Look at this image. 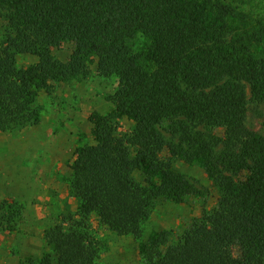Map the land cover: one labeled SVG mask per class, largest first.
Here are the masks:
<instances>
[{"label": "trees", "instance_id": "obj_1", "mask_svg": "<svg viewBox=\"0 0 264 264\" xmlns=\"http://www.w3.org/2000/svg\"><path fill=\"white\" fill-rule=\"evenodd\" d=\"M0 19V132L39 123L40 92L93 64L117 79L114 112L91 116L95 143L75 156L69 180L98 225L142 237L156 198L196 190L172 158L202 159L216 206L174 243L159 232L144 264H264V123L247 122L249 104L264 105V10L241 0H0ZM64 43L66 60L54 53ZM19 54L37 61L19 66ZM120 116L132 132L119 133ZM8 206L15 219L21 206ZM72 224L46 230L52 252L28 264H98L88 218Z\"/></svg>", "mask_w": 264, "mask_h": 264}, {"label": "rangeland", "instance_id": "obj_2", "mask_svg": "<svg viewBox=\"0 0 264 264\" xmlns=\"http://www.w3.org/2000/svg\"><path fill=\"white\" fill-rule=\"evenodd\" d=\"M245 7L252 5L264 10L263 0H241ZM6 21L0 19V46ZM72 45L64 43L54 49L56 56L66 60ZM37 57L19 54L18 65L33 64ZM117 89V79L99 73L95 64L90 74L67 83H56L50 91H41V120L11 132H0V264L39 262L52 249L45 232L56 224L70 229L72 223L88 218L96 242L98 264H144L145 248L162 231L170 232L174 243L207 211L217 204L219 191L202 159L185 162L172 158L174 168L195 185V192L181 202L158 197L143 224V236L122 235L97 224L95 213H87L73 192L69 180L77 154L95 143L91 116L114 112L109 95ZM119 133L132 132L133 121L120 116ZM249 126L262 131L264 105L249 104ZM165 128L170 129L168 123ZM210 133L222 136L224 129L205 127ZM193 144V145H192ZM188 144L189 147L198 144ZM7 201L6 207L2 203ZM16 202L20 213L11 219L13 210L8 204Z\"/></svg>", "mask_w": 264, "mask_h": 264}]
</instances>
